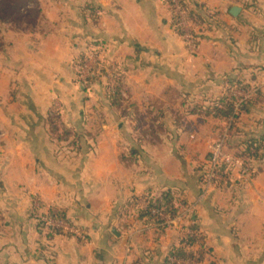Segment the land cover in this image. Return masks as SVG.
<instances>
[{"label":"crops","instance_id":"0c3cea01","mask_svg":"<svg viewBox=\"0 0 264 264\" xmlns=\"http://www.w3.org/2000/svg\"><path fill=\"white\" fill-rule=\"evenodd\" d=\"M187 1L216 25L187 21L180 35L166 0H33L38 25L4 31L0 264H166L189 231L200 238L189 249L203 253L202 264H264V171L247 185L234 174L224 188L201 179L213 132L229 123L206 101L250 103L235 119L238 145L264 132V0ZM190 32L199 36L193 55ZM99 47L119 64L132 107L90 102L95 91L76 83L78 61ZM167 88L205 102L184 115L163 106V132L154 136L141 121ZM170 191L183 219L163 230L142 212ZM52 210L66 213L60 233L39 223Z\"/></svg>","mask_w":264,"mask_h":264},{"label":"trees","instance_id":"16d2710c","mask_svg":"<svg viewBox=\"0 0 264 264\" xmlns=\"http://www.w3.org/2000/svg\"><path fill=\"white\" fill-rule=\"evenodd\" d=\"M180 1L183 10L185 11L190 23L193 26L207 25L208 27L212 28L214 27V25H216L217 21L214 15L202 14L201 8L197 6L195 7L194 10H192L189 8V3L187 0H180ZM29 3H33V0H0V54L6 49V43L3 39V33L5 30H10L15 33H24L31 31L34 27L38 25V20L40 19L41 16V11L38 7L29 9L28 8ZM97 10H98L97 7L89 6L88 8H86V11L89 13V17L92 19V21H96L97 19V17H95ZM33 11H35L36 13V18L31 21L32 29L26 30L23 28L24 23L27 20H29L30 14ZM173 15H174V26L176 27L178 33L180 35H183V28L181 26L179 18L174 13ZM198 37L199 36H196L197 39ZM85 61H86L85 57H81L77 63L78 76L80 75V69L84 67ZM118 75H119V70H116V72L113 73L114 83L113 85L111 84L109 86L110 88L107 95V99L109 105L113 108L119 109L125 107V109H128L132 107V105H130L122 96L123 86L119 81ZM98 76L99 73H95V74L91 73V75L87 78L88 82L89 83L94 82ZM174 91L175 90L167 88L165 90V97L171 101L175 97ZM235 100L236 99L233 96L223 97L218 99L216 102V106L213 107L214 109L211 111L212 115L214 117H221L222 119H229L230 117H234L237 120L239 117H235V110H236L234 104ZM249 105L250 103L247 101L242 102L241 105L239 106V111L240 112L247 111ZM150 106L156 109V111L159 113L158 116L152 117V119H150V124H149V130H151L150 133H152L154 136H157L163 132V124L161 123V120L164 119L165 117L164 112L162 110L164 103H162L159 98H156L152 100ZM153 114H154L153 111L150 112L148 114L149 115L148 117L151 118ZM54 116L49 117L51 123L55 121ZM234 126L235 124L233 123L231 125L230 132L233 131ZM52 130H54L53 125H52ZM233 137L234 136H232V138ZM237 147L241 149V152L237 155L239 156V158H245L247 159L246 161L250 162V164L252 165L250 169L251 171L254 170L253 166L257 164L259 166L256 170V173L264 171V132H262L258 136H254L245 140L243 143L240 144V146ZM261 162L263 163L261 164ZM232 172H233V168L227 165H222L221 167H219V173L222 175L224 179L231 178ZM205 177L206 176L203 175L201 178L203 182L205 181L204 180ZM222 182L224 181H220V182L213 181V185L214 184L217 185L218 183L222 184ZM231 183L232 182H228L226 185H229ZM147 201H148L147 208L142 212L143 213L142 215L149 223L154 224L157 227L161 225L160 224L161 222L156 217L151 215L150 213L151 209L163 211L164 213L172 217L178 215L179 209L175 205L176 198L171 191L164 193L160 198L156 200L148 199ZM49 216L60 222H64V223L68 222L66 213L61 210H52L50 211ZM54 232L60 233L59 230H56ZM184 241L190 247H192L196 242L200 241V238L197 235V231H193V235L187 236ZM203 257H204L203 253L197 254L191 249H185L184 247H179V248H174L170 251L169 256L166 259V264H175L171 262L170 260L171 258L175 260L190 261L192 264H202Z\"/></svg>","mask_w":264,"mask_h":264},{"label":"rangeland","instance_id":"374dc122","mask_svg":"<svg viewBox=\"0 0 264 264\" xmlns=\"http://www.w3.org/2000/svg\"><path fill=\"white\" fill-rule=\"evenodd\" d=\"M36 7L37 6H36V4L34 2L33 3H29V5H28V8L29 9H33V8H36ZM35 18H36V13H35V11H33L30 14L29 20H27L24 23L23 28L26 29V30L32 29L31 28L32 27L31 26V21L34 20ZM184 25H185L186 28H188L186 22H183V26ZM187 48H188L189 52L192 55L193 54H196L197 48H192V47L188 46V44H187ZM106 53L107 52H106L105 47H99V48L90 50L89 53H87V55L85 56V60L87 62H86V68L82 71V74H81V75H83V80L81 79V76H78V79H77V82H76L78 84V86H81L82 88L88 89L89 91L90 90L95 91V93H96L95 96H96L97 99L95 97H93V98L90 97L89 100H90V102H91V99L94 100V101L96 100L97 104H99V105L100 104L101 105L102 104H109L108 99H107V95H108L109 88H110L109 86L111 84L113 85V83H114L113 82V73L116 72V70L119 69V64L115 61V59L114 58H111L110 55H107ZM113 68H115V71H113ZM90 71H92V72L93 71H97L99 73V76L92 83H89L88 82V79L87 80H84V78L88 76V74H89ZM110 74H111V78L109 77ZM174 100H175V102H174ZM203 102H205V100L198 99V98H192L190 100V98H185V97H183V98L174 97L171 101L168 98H165L164 110L166 112H171V110L174 112V110H176V114H178V115H180V114L181 115H184L186 113V110L187 109H188L189 112H193V110H195L193 106H195V107L196 106H198V107L199 106H202ZM206 102L208 104H210V106L214 107V105H216L217 100L216 101L215 100H208ZM189 103L191 105L188 108H186V105H188ZM140 105H143V103L140 104ZM192 108H193V110H192ZM158 115H159V113L158 112H155L151 116V118H145L144 119L145 120V123L142 120L141 121L142 124L146 126V127H143V128L145 130L147 128V130H148L149 129L148 126L150 124L149 123L150 122V119H152V117H155V116H158ZM142 116H145V115H142ZM54 118H55V121H56L57 118L55 116H54ZM231 119H233V118H231V117L229 118V123H227L225 125V127L223 129H221V131L218 130V132L215 133V134L213 132L214 139H215V143H213V145L211 146V149H212L214 147V145L218 141H220L223 137H225V139H226V141H225V149H224L225 155L227 157H229V158L234 159V161L236 162V165L234 167H232L233 168L232 177L229 178V179H227L226 181L222 182V185H223L222 187L223 188L226 187V184L228 182H232V184L234 183L231 180L234 179L233 176H234V174H237V173H239V176H240V179H239L240 180V182H239L240 184H243V185L249 184L254 179V177L256 175V170H257V168L259 166L258 164L257 165H254L253 166L254 167L253 168L254 170L251 171L250 169H251L252 165L250 164V162L249 161H246L247 159H245V158H239V156L237 155V154H239L241 152V149L237 147V146H240V145H236L237 142L236 141L234 142L235 138L234 139L232 138V135L234 133L236 134V132H235V130H233L232 132H230V127H231V124L230 123L233 124V123L236 122V120L233 119L232 122H231ZM146 122H148V123L146 124ZM137 125L140 126V123H137ZM140 133L141 134L143 133V130L142 129H141ZM210 135H212V133ZM229 141H230V144H229ZM229 146H230V148H229ZM231 147H233V148H231ZM262 163L263 162H261V164ZM208 170H209V167L206 168V170L203 173V175L206 176L207 173H208ZM245 170H249L250 171L249 174L245 175ZM204 180L205 181L203 183H204V185H205L206 188H210V187H213L214 188L216 186L215 184L214 185L213 184H208L206 182L207 176L205 177ZM218 185H221V183H218L217 186ZM158 228L163 229V230L166 229V227L165 226H162V225H160ZM73 230L74 229L66 228V231L67 232H73ZM181 237H182V240H183L186 236H183L182 235ZM182 240L180 241V247H181Z\"/></svg>","mask_w":264,"mask_h":264},{"label":"built area","instance_id":"2783aa9c","mask_svg":"<svg viewBox=\"0 0 264 264\" xmlns=\"http://www.w3.org/2000/svg\"><path fill=\"white\" fill-rule=\"evenodd\" d=\"M166 3L171 8L173 13L179 18L181 26L183 27V22L187 23V21H189V19H188L185 11L183 10V8L181 6V1L180 0H166ZM196 36H198V33H193V32H190L184 36L188 46H190L192 48H196V44H197V40H198L196 38ZM86 62L87 61H85L84 67L82 69H80V75L79 76H81L82 80H83V75H81V74H82V71L86 68ZM113 71H115V68H113ZM91 73L95 74L98 72L97 71H93V72L90 71L88 76L85 77L84 80H87V78L91 75ZM109 77L111 78V74L109 75ZM239 106L240 105L238 104L237 108L235 110V117H238L240 114ZM231 118L235 119L234 117H231ZM233 119H231V122ZM225 141H226V139H225V137H223L211 149L210 159L208 161L209 170H208V173L206 175L207 176L206 182L208 184H213V181H226L227 180V179H224L222 177V175L219 173V167H221L222 165L234 167L236 165V162L234 161V159L229 158L225 155V152H224ZM249 172H250L249 170H245V175L249 174ZM150 213L152 216L156 217L161 222L160 224L162 226H165V227H169L170 225L175 224L176 222H181V220L183 219V216L172 217V216L164 213L163 211H159L156 209H151ZM39 223L52 232H54L56 230H59V231L63 230L67 226L66 223L55 220V219L51 218L49 215L39 218ZM72 233L78 234V231L73 230ZM192 235H193V233L191 231H189L187 234V236H192ZM185 238L181 242V247H184L185 249H189L190 246L184 241ZM170 260L173 263L179 262V260H175L173 258H171Z\"/></svg>","mask_w":264,"mask_h":264},{"label":"water","instance_id":"95a60500","mask_svg":"<svg viewBox=\"0 0 264 264\" xmlns=\"http://www.w3.org/2000/svg\"><path fill=\"white\" fill-rule=\"evenodd\" d=\"M239 13H240V8H238V7L232 8V10H231L232 16L237 17L239 15Z\"/></svg>","mask_w":264,"mask_h":264}]
</instances>
